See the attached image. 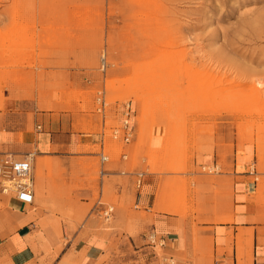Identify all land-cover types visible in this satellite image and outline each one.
<instances>
[{
  "label": "rangeland",
  "instance_id": "obj_1",
  "mask_svg": "<svg viewBox=\"0 0 264 264\" xmlns=\"http://www.w3.org/2000/svg\"><path fill=\"white\" fill-rule=\"evenodd\" d=\"M127 103L133 135L124 145L112 133ZM59 118L83 142L75 154L25 144L52 137ZM0 133V151L34 153L30 180L45 199L33 220L58 239L53 264L110 255L107 264H166L159 234L148 239L154 213L189 222L194 255L207 254L197 226L203 179L215 187L220 174L253 165L250 196L264 214V0H0ZM205 156L216 169L201 168ZM101 166L108 220L95 206ZM139 174L151 179L149 209L135 207ZM93 237L108 241L96 262L75 247Z\"/></svg>",
  "mask_w": 264,
  "mask_h": 264
},
{
  "label": "crops",
  "instance_id": "obj_2",
  "mask_svg": "<svg viewBox=\"0 0 264 264\" xmlns=\"http://www.w3.org/2000/svg\"><path fill=\"white\" fill-rule=\"evenodd\" d=\"M104 109L100 112L105 113ZM61 121L60 118L56 120L57 132L52 134V137H49L50 134L48 133L39 132L32 134V141L25 139V144L33 145L34 151L41 154L51 152L75 154L83 142L71 134L69 127L63 129V125L61 126L59 123ZM38 128L40 129V126ZM4 139V135L0 133V141ZM100 143L101 153L104 147L102 145L103 140ZM100 153H98L99 159ZM205 158V163L201 165V168H217L216 157L210 159L205 156ZM102 167L99 171L101 194L95 203L98 209L101 207L99 203H103L101 202L102 179L106 175ZM249 171L233 173V175L229 173L220 174L215 187L204 179L200 183L201 213L197 226L200 228L199 239L206 248L207 254L194 255L191 245L192 235L187 232L189 231V222L179 221L177 224L176 217L160 213L152 215L154 224L151 230L155 237L159 234L163 247L170 253L168 260L171 261V264H197L198 262L205 264H264V214L258 212L257 208L259 207L250 196L253 191H250L248 178L252 174ZM208 173L210 172L208 171ZM36 183L39 184L38 179ZM141 183L139 193L136 196L135 207H148L149 209L154 201L150 177L142 180ZM262 190L263 185L260 184L257 188L258 195ZM82 193L88 194L89 192L84 191ZM227 194H231L230 201ZM44 199L36 198L34 193L33 203L23 205L12 195L8 196L6 207L11 210V213L0 208V264H53L55 257L50 260L47 255L56 248L58 239L49 229L42 230L40 224L33 220L34 202L37 200L42 202ZM158 201L157 198L154 203V210L163 209ZM103 205L105 206L104 203ZM26 207H29L27 212H25ZM144 211L148 212L146 209ZM224 215L230 217L231 220L217 221V216ZM107 246V240L97 237L79 240L75 245L86 259L94 262L104 257ZM111 256L107 258L108 261L113 260L115 262V258L112 259ZM175 257H178V261ZM107 259L104 260L103 264H107ZM168 260L166 264H169Z\"/></svg>",
  "mask_w": 264,
  "mask_h": 264
},
{
  "label": "built area",
  "instance_id": "obj_3",
  "mask_svg": "<svg viewBox=\"0 0 264 264\" xmlns=\"http://www.w3.org/2000/svg\"><path fill=\"white\" fill-rule=\"evenodd\" d=\"M105 68V62L101 61V69ZM105 108L103 97L100 99L99 111ZM130 107L129 104L123 105L121 113L122 119L118 127L114 128L112 137L127 145L133 135L132 125L130 123ZM34 153L28 152L24 155L13 154L12 152L0 151V193L4 195L13 196L19 203L23 205H31L34 201L33 186L30 182L31 169ZM125 158V154H122ZM108 160V155L103 152L100 153V161L104 164ZM213 168V167H212ZM215 169V168H213ZM210 171V170H208ZM252 175L255 173L254 167L251 165L250 171ZM138 176V184L142 174ZM99 216L104 220H108L113 212V207L99 203ZM148 239L153 243L155 234L152 232ZM161 242V241H160ZM160 245H163L161 242ZM169 264H171L169 261Z\"/></svg>",
  "mask_w": 264,
  "mask_h": 264
},
{
  "label": "bare ground",
  "instance_id": "obj_4",
  "mask_svg": "<svg viewBox=\"0 0 264 264\" xmlns=\"http://www.w3.org/2000/svg\"><path fill=\"white\" fill-rule=\"evenodd\" d=\"M102 61H104L105 62V59L104 58H102ZM108 159H109V157H108ZM32 170V169H31ZM30 182H31V184H32V186H33V183H32V181L30 180ZM141 184L142 183H140L139 185H138V187H140L141 186Z\"/></svg>",
  "mask_w": 264,
  "mask_h": 264
}]
</instances>
